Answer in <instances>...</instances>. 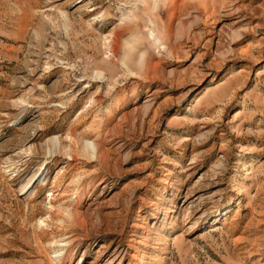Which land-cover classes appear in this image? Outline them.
<instances>
[{
  "label": "rangeland",
  "instance_id": "1",
  "mask_svg": "<svg viewBox=\"0 0 264 264\" xmlns=\"http://www.w3.org/2000/svg\"><path fill=\"white\" fill-rule=\"evenodd\" d=\"M0 264H264V0H0Z\"/></svg>",
  "mask_w": 264,
  "mask_h": 264
},
{
  "label": "bare ground",
  "instance_id": "2",
  "mask_svg": "<svg viewBox=\"0 0 264 264\" xmlns=\"http://www.w3.org/2000/svg\"><path fill=\"white\" fill-rule=\"evenodd\" d=\"M93 145H94V149H93L94 150V152H93L94 156L97 158V160H102L103 159V154H102L103 152L100 149V146H98L97 144H93Z\"/></svg>",
  "mask_w": 264,
  "mask_h": 264
}]
</instances>
